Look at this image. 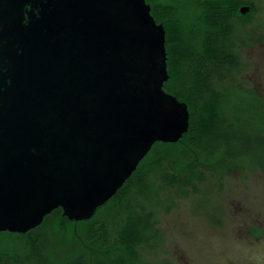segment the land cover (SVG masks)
<instances>
[{"label": "water", "instance_id": "obj_1", "mask_svg": "<svg viewBox=\"0 0 264 264\" xmlns=\"http://www.w3.org/2000/svg\"><path fill=\"white\" fill-rule=\"evenodd\" d=\"M249 6H242L246 13ZM147 0H0V232L92 218L190 129Z\"/></svg>", "mask_w": 264, "mask_h": 264}, {"label": "trees", "instance_id": "obj_2", "mask_svg": "<svg viewBox=\"0 0 264 264\" xmlns=\"http://www.w3.org/2000/svg\"><path fill=\"white\" fill-rule=\"evenodd\" d=\"M147 1L166 29L170 78L164 88L189 104V131L177 142H156L131 178L92 218L70 220L57 208L26 233L0 232V264H30L47 234L67 250L61 263L153 264L141 249L163 243L159 217L171 209L175 186L178 193L196 189L204 181V169L216 170L221 178L228 168L264 172V155L217 153L204 147L209 133L241 130L253 134L254 148L264 150V101L256 92L243 89L235 79L221 88L201 81L213 61L239 63L235 46L240 36L248 35L245 26L253 20L255 7L244 17L239 11L243 0ZM227 75L232 76L222 74L218 80ZM251 235L264 237V229L255 226Z\"/></svg>", "mask_w": 264, "mask_h": 264}, {"label": "rangeland", "instance_id": "obj_3", "mask_svg": "<svg viewBox=\"0 0 264 264\" xmlns=\"http://www.w3.org/2000/svg\"><path fill=\"white\" fill-rule=\"evenodd\" d=\"M257 3L254 21L245 26L249 39H242L249 44L237 45L240 52L236 55L243 60L238 64L210 65L201 78L204 86L216 82L221 88L236 79L246 86L261 84L264 88V0ZM244 66L247 68L241 70ZM226 73L236 76L218 80L219 75ZM239 131L209 133L204 147L214 148L217 153L229 150L263 157L264 150L253 146V134ZM203 171L204 181L198 182L196 189L189 187L186 193H178V187L173 188L174 203L159 217L163 243L157 248L141 249L153 264H248L257 250H264V240L256 241L251 235L255 225L264 226V172L228 168L221 178L216 170ZM163 198L166 200L168 195ZM47 235L45 241L37 244L30 264L65 262L67 250L60 240Z\"/></svg>", "mask_w": 264, "mask_h": 264}, {"label": "flooded vegetation", "instance_id": "obj_4", "mask_svg": "<svg viewBox=\"0 0 264 264\" xmlns=\"http://www.w3.org/2000/svg\"><path fill=\"white\" fill-rule=\"evenodd\" d=\"M244 1V3L243 4H241L240 6H239V11H240V13H241V15L242 16H247L253 9H252V6H254L255 7V9H254V14H253V20L251 21V22H253L254 21V19H255V17H256V14L258 13V3H257V0H243ZM242 6H249L250 7V9L246 12V13H242V11H241V7ZM233 19H240V18H232L231 20H233ZM249 34L246 36V37H239L240 38V43H237V45L238 46H241V45H248L249 44V41H247L246 43H244V41H242V39H245V40H248L249 39ZM235 50H237V46H235ZM239 51V50H238ZM238 51H236L237 53H239ZM213 59V58H212ZM242 58H239V60H241ZM243 60V59H242ZM240 62V61H239ZM211 64H220V62H216V61H213V63H211ZM229 64H231V62L229 63ZM245 68H247L246 66H244V68L243 69H241V70H244ZM239 72V71H238ZM238 72H236V74L238 73ZM234 75H232L231 77H235L236 75H235V73H233ZM228 76V75H227ZM230 77V76H229ZM236 80V79H235ZM236 82V81H235ZM239 86H241L243 89H245V90H248V89H251V90H254L255 92H256V94L264 101V88H262V87H260L259 85H261V84H258L257 86H255V85H249V86H246V85H244V84H240V83H238V82H236ZM259 86V87H258ZM263 86H264V84H263ZM255 226H259V227H261V228H263L264 229V226H262V225H255ZM254 226V227H255ZM253 227V228H254ZM252 237H254V239L256 240V241H262V240H264V237H257V236H252Z\"/></svg>", "mask_w": 264, "mask_h": 264}, {"label": "clouds", "instance_id": "obj_5", "mask_svg": "<svg viewBox=\"0 0 264 264\" xmlns=\"http://www.w3.org/2000/svg\"><path fill=\"white\" fill-rule=\"evenodd\" d=\"M248 264H264V250H257L250 257Z\"/></svg>", "mask_w": 264, "mask_h": 264}]
</instances>
